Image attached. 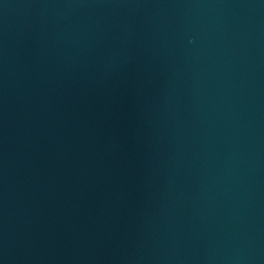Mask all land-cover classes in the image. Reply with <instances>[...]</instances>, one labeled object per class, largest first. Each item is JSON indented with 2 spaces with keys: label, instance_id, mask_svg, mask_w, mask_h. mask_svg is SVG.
<instances>
[{
  "label": "water",
  "instance_id": "water-1",
  "mask_svg": "<svg viewBox=\"0 0 264 264\" xmlns=\"http://www.w3.org/2000/svg\"><path fill=\"white\" fill-rule=\"evenodd\" d=\"M0 264H264V0H0Z\"/></svg>",
  "mask_w": 264,
  "mask_h": 264
}]
</instances>
